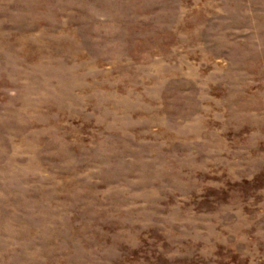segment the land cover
Here are the masks:
<instances>
[{
    "label": "rangeland",
    "instance_id": "rangeland-1",
    "mask_svg": "<svg viewBox=\"0 0 264 264\" xmlns=\"http://www.w3.org/2000/svg\"><path fill=\"white\" fill-rule=\"evenodd\" d=\"M0 264H264V0H0Z\"/></svg>",
    "mask_w": 264,
    "mask_h": 264
}]
</instances>
